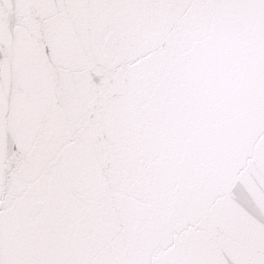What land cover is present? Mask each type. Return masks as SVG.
Listing matches in <instances>:
<instances>
[{"label": "water", "instance_id": "1", "mask_svg": "<svg viewBox=\"0 0 264 264\" xmlns=\"http://www.w3.org/2000/svg\"><path fill=\"white\" fill-rule=\"evenodd\" d=\"M0 264H264V0H0Z\"/></svg>", "mask_w": 264, "mask_h": 264}]
</instances>
